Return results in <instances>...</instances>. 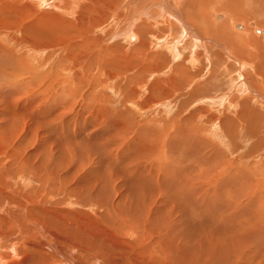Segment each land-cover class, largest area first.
I'll list each match as a JSON object with an SVG mask.
<instances>
[{
    "label": "rangeland",
    "instance_id": "1",
    "mask_svg": "<svg viewBox=\"0 0 264 264\" xmlns=\"http://www.w3.org/2000/svg\"><path fill=\"white\" fill-rule=\"evenodd\" d=\"M82 1L83 0H79V1L78 0H19L20 3L24 2L23 4H21V6L26 8L25 11H27L28 13L27 12L24 13V9H21L20 12H16L15 14H4L3 15L4 18L7 17L8 20H10V19H11L10 21L13 20L12 22L15 23L16 25L14 24L15 25L14 27L7 29L5 34L0 35V134H2V135H0V145L3 144V145H1L2 147L0 146L1 147V149H0V161L7 159L6 164L3 163L2 164L3 166L1 165L0 167H7L9 165L10 159L7 157H8V154L10 151H8V149H9L10 145H12L14 143L17 145L18 143L21 142L22 143L21 146L23 147L24 151L30 152V153L34 150L36 151L37 147L39 145H42L45 147L51 146L49 148H52L51 149L52 152L55 154H58L59 150H61L63 147L67 146V147L72 148V149L74 148L73 149V156H74L73 158H75V160H74L73 164L75 163L74 164V168H75L74 171L77 172V173L74 172L77 176L76 177L77 181L75 184L77 185L78 183H80V185H83V183L85 181H88L89 178L94 175L92 173H96V172L100 171L102 167L105 168V165L107 167L108 163L110 164V162L116 160V159H114V158L112 159L108 156L107 150L105 151V149H104V150H101L102 152L100 151V149H102L101 144L107 143L110 146L112 144L111 147L113 149L112 148L111 149L113 150V152L115 153V155L117 156V158L119 159V162H120V167L116 165L117 171L120 173V176H118V178L122 177L123 180H127L128 177H134L133 180L135 179L136 183H140L142 178H148L151 176V174H153L155 176L153 179H156L155 180L156 182H153L152 178L151 179L150 178L145 179L146 181H150V182H147L149 184H145V186L144 185L142 186V187H145V189L149 188V189L144 190V191H146V195H148V194L150 195L153 190H155L153 192H159V194L156 193V196H155V193H152L153 196H151L152 198L150 200V203L152 202V204L155 205L153 208H155L156 206L157 207L160 206V200L166 201L165 199L168 195L169 196L175 195L173 197H177L180 195V193H179L180 189L179 188L183 185L182 184L183 182H187L191 177H193L191 175L192 173H193V175H194V173L195 174L197 173L196 172L197 169H199V166L201 167V165L203 164V160L199 161V157H201L204 154H205L204 156L208 155L207 156V157H209L207 159L208 161L213 160V162L211 163L212 169H211L210 173L214 172V173H212L213 176L215 174H217L218 175L217 179L223 178L225 176L224 179L226 182H223V183L221 182V185L219 186L217 193L220 194V192H221L220 190L222 189V191H223V189H224L225 193H227V192L229 193V191H230V193L232 195H234V193H236L237 191L239 192V190L240 191L243 190V189H239V188H243L245 186L244 191L248 195V192H250V191L252 192V190L255 189V188L253 189L254 185L256 186L257 184H260V183L264 188V176H263L264 175V143H262L263 145L260 144L259 145L260 147L255 144V142L256 143L259 142V140H260L259 137L262 134L256 135L254 137L253 136L249 137L248 140H247L248 136L247 137L244 136V138L241 139L242 134L243 135L247 134V132L245 131V127L247 125H245V127H244L243 125L240 126V124H239V121H240L239 119L241 118V115H240L241 110L240 109H245L246 110L245 113L247 112V114H249V115L251 113L249 111L252 110V108H248V110H249L248 111L247 106L245 104H242L244 99L246 101H247V99L251 100V102L253 101L252 103L256 107L255 110H256V113H258V115L259 114L262 115L264 113V90H263V86H264V80H263L264 79V77H263L264 76V67H263L264 61H262L264 59V57H263L264 56L263 55L264 54V37H262L263 36L262 34H258L259 32L257 33L255 31L256 28L264 29V25L263 24L261 25L258 23V21H261V19L262 20L264 19V16H262L263 14H261V15L258 14V16L256 13H255V15L250 14L248 16L250 19L244 18V20L243 19L238 20V18L237 19L236 18L229 19L230 28L227 25L228 26V27H226L227 29L225 28L226 30L224 29L222 32V35H224V36L228 35V33H229V35L227 36L228 37L227 39H230L231 43L234 42L235 43L234 46H236V47L241 46L242 48L244 47V50L246 49L244 51V53L246 54V57L248 56V57L252 58L251 61H255V62L258 61L257 63L260 65L258 70H256L257 64L252 63L250 61V59H249L250 62H248V64L246 63L247 64L246 66L240 67V63H242V61H244V60H241V58H238V57L237 58H234V56L232 57V53H231L232 50H229V53L231 54L230 55L228 52L226 53L224 50L219 49L217 47V45L213 43L215 40H217V38H215L214 35L212 36V35H203L202 34L203 35L202 36L203 39H202L201 33H200V40L201 41L199 43L202 44V41H203V42H205V43H203L205 46L208 44L207 45L208 47L205 49L202 45H200L197 42L196 49H198V51H200V52L202 51V53H203V56H202L203 60L200 61L201 67L203 68V72L201 71L202 73H200V72H198L199 69H197L198 67H200L198 65V64H200V62H198L197 65L192 66L188 61H186L185 65L187 67L189 66L188 68H184V67H182V68L178 67L177 68V63L175 62V59H178V58H176V57H175V59L173 58L174 53L172 51H170L171 47H169L170 49L168 48V51L166 48L172 44V39L168 38L169 41L167 43V46H166V44L164 45V43H162V39H167L166 37H164L165 35L163 36V38L160 39L162 44L157 42L158 40L156 41V39L155 40L153 39L152 35H155V34H153V32H155L156 34L160 33L162 35V34H165L163 32H165L167 29V24L166 23L163 24L164 22H162V21H160V25H158L159 23L155 24V21H154L155 18H158L157 20H161L160 14H162V13L160 11L164 10L160 7V9L158 11V7H159L158 5H157L158 6L157 8H156V6H151V8L157 9V11L153 12V14L155 13L153 15L151 13L147 14L148 9H147V5H145V4L148 3V0L147 1L146 0L145 1L144 0H142V1L137 0L139 5H137L138 4L137 3L136 5L134 4V6L131 3L125 2V0H120V1H118V5H117L119 7H117V6L114 7V10L116 12L113 11L115 14L117 13V16L114 13L113 14L110 13L111 14V15H109L110 17L108 16V18L106 19L107 22L105 20V22H103L102 24H98L97 26H91L83 34V33H81L82 26L81 27L76 26L77 29H75L72 32L70 30V28L64 24L65 19L77 22L76 19L79 16L78 11L81 10V7L83 5ZM99 1L100 0H89L88 1V2H90L91 5H93L92 7L90 5V9L93 10V11L91 10V14H99L98 9L94 7V5L100 4ZM157 1L160 2V5L163 2V0H155V1L153 0V3L157 2ZM29 2H32L34 4V7H36L37 9H35V10L28 9L31 6V5L27 4ZM81 3H82V5H81ZM125 4L126 5L128 4L127 6L128 7L130 6V7L127 8V6H123ZM148 5H149V3H148ZM260 6L261 5H259V7ZM103 7H104V5L101 6V8H103ZM139 7L141 9H139ZM125 8H127V10ZM132 8L133 9L137 8V9H135V11L138 10V12L133 13L134 10ZM143 8L146 11L143 14H139L142 12ZM106 9H108V8L106 7ZM121 9H124V10H121ZM121 11H123V12H121ZM167 11L165 9L164 12L163 11L162 12L166 16H170L171 15L170 11L169 10H167ZM165 12H167L169 14H167ZM222 12H223V10L221 12L217 13V14H221V18L216 19V21L221 22V21L227 19V17H229L228 12H226V11H224L223 13ZM42 15H45V16H43L45 19L42 18L45 21L42 19L37 20ZM112 15H115V16L113 17ZM126 15L128 16L127 18L125 17ZM140 15H141V17H140ZM149 15L152 17H150ZM144 16L146 18H144ZM49 17L52 19H50ZM47 18H49V19H47ZM131 18L133 19V22L135 25V27L133 29L136 32H138L137 27H139V31L140 30L144 31L141 35H143L142 37H144L146 39V42L149 44L153 43L152 45L150 44L151 47H153V48H151L152 50L155 48L158 51L161 48V46L162 47L164 46L163 50H159V51L166 53L167 57L166 58L162 57L161 60H167L168 61V60H171L173 58L171 60L172 62L170 61L171 63L168 64L169 66L167 68H165L164 71H162V70H160L159 72L153 71L152 74L149 73V74L143 76L142 74H140V72H138V70L145 68L146 65L144 63H141V68H139L137 66L138 68H137L136 73H138V75L137 74L131 75L130 74L131 71H129V70L125 71L123 69L124 68V64H123L124 60H121V62H118V63L116 62V63H114V65H113V63L109 64L108 62H106V60L104 62H103V60H101L102 54H104V56H105L106 53L107 54H112V53L118 54L120 56V58L123 57L125 54L129 57H132V58H138L140 56L141 53L135 52V51H139V50H136L135 47L137 45H139L140 40H134V39L132 40L131 39L132 37H130V38L127 37L128 34L125 33L127 31L125 29L126 28L128 29V26H129V25H127V23L130 21ZM151 18L152 19L154 18V20H152L153 22H151L153 25H151L150 29H148V30L144 29L143 28L144 21L150 22L151 20H149V19H151ZM172 18H174L173 15H171L170 19H172ZM30 19L34 22V23L33 22L31 23V24H33L31 26V28H33L34 31L33 30L28 31L27 29H25L26 26L30 23V21H31ZM23 20H25L23 25L18 26L17 22L20 24ZM49 20H51V21H49ZM209 21H210L211 25H212V23H214V21L212 20V17L209 18L208 21H206L207 23L206 22L205 23L208 25ZM53 22H55V23H53ZM117 22H118V24H117ZM121 22H122V24H121ZM231 22L242 23V24H244L245 29L244 30H237L234 27H232ZM82 23H83V21H82ZM155 25H157V26H155ZM211 25H208V27L210 26L209 28H212L214 26V24L212 26ZM24 26H25V28H23ZM125 26H126V28H125ZM158 26L160 28H158ZM175 28H176V30H174L173 33L180 31V27L179 28L175 27ZM217 28L218 27H216L215 29H217ZM178 29H179V31H178ZM231 29H233L234 31H237V33ZM21 30L27 32L28 33L27 35H30L29 38L32 37L34 39H32L31 42L26 41L22 35ZM123 30H125V31H123ZM35 31L36 32L38 31V33L35 34L34 33ZM122 31H123V33H122ZM217 31H219V30H217ZM230 31H231V33H230ZM69 34H70V36H68ZM137 34H139V32ZM178 34H180V32ZM24 35H25V33H24ZM188 35H189V37L186 36L184 38L187 41L185 42V40L183 39L185 43L182 42L184 45L186 44L187 46L186 45L185 46H186V48L187 47L188 48L186 49L185 47L184 48L181 47L180 56L182 55V56L189 57L192 54V50H193L192 44L193 43L191 41V37H190L191 35L190 34H188ZM125 36H126V38H125ZM187 38H189V39H187ZM129 39H130V41H128ZM135 39H137V38L135 37ZM213 39H215V40H213ZM231 39H233V40H231ZM62 40H66L69 43L70 42L73 43L75 40H78L79 42H77V43H80V45L78 47H75L74 49L66 52L65 49L62 47V44H63ZM130 42H132V43H130ZM187 42H191L192 44L191 43L189 44ZM156 44H158V45H156ZM212 44H214V45H212ZM46 45H48L50 48H46L47 47ZM1 46H3L2 49H1ZM5 47H6V49H5ZM112 47L115 50L112 49ZM138 48H140V46ZM204 49L206 51L208 49V51L206 52V51H204ZM183 50H186V51L183 52ZM86 52L87 53L90 52L89 55ZM170 52H172V53H170ZM212 52L213 53L215 52V54L219 53L218 54L219 57L221 55L222 60L220 61V64H221V66L223 65L222 66L223 69H225L227 72V73L224 72L225 76L220 75V78L222 79V81H221V88L219 89L218 92L223 91V90L224 91L227 90L228 85L231 84L233 76H235L234 80H235V82H238V84L243 82V80H242L243 77H240L241 80H240V78L238 79V73L241 72L242 76L246 77L245 79H247V71H249V70H251L250 73L251 72L254 73L255 71H257L262 75V76L256 75L259 77L260 84L262 83L261 86L250 83V90H249L248 94H245V93H242V92L239 93V91H236V89L240 90L241 88H240V86H238L237 83H235V87H234V90L232 92L233 94L232 95L230 94L231 96L229 95L228 99H226L225 102L218 101V100H220V97L217 95L218 92L215 91V93L217 92L215 94L213 91L212 94L214 93L213 95L214 96L216 95L215 97L218 99L217 100L218 102H216V104H212L211 100L213 98L211 99L210 97H214V96H212L211 93H210V96L208 95L209 92L212 90L206 89L207 90L206 91L205 89H202L199 92V88L196 87L199 83H202L203 81H205V78H204L205 75L207 76V73H210L209 71H211L210 68L213 67V65L211 66V64H209L208 60L206 59L208 57V55H209V57H212L213 55H215V54H213L212 56H210ZM127 53H129V54H127ZM133 53H135V54H133ZM92 54L94 56L98 55V58L94 57V58H96V61L93 62L92 67L91 66L87 67V62H88L87 56L90 57ZM250 54L253 57L249 56ZM83 56L86 57V59H85L86 65L85 64L83 66L81 65V67H79V68L77 67L76 69L78 71H82L83 73L87 72V75H88V72H91V74L89 73L91 75V77L89 75V79H84V80L82 79L81 82H80V80H75L74 83H76L78 81L77 82L78 88L76 87L72 90L73 94L71 95L72 97L70 96L71 98L69 99V104L71 103V106H70L71 111L70 112L68 111L67 114H65V112L63 111V110H65V108H64L65 105L63 103L66 100V99L64 100V98L66 96L64 94H65V91L68 90V88L71 86V83H68L67 79L72 78L73 73L66 74L65 71L63 70L62 66H61V68H59L60 67V65H59L60 61L59 60L71 58V60L76 61V59L79 60L78 58L83 57ZM65 61L67 64V63H69L70 60L69 61L65 60ZM223 61H225V62H223ZM173 62H174V64H173ZM180 62H182V61H180ZM71 64L73 65L74 62H71L69 64V66ZM111 64H112V66H111ZM143 64H144V67L142 66ZM88 65H90V62H88ZM100 65H102L103 67L107 66L108 71H112L114 73L113 77L110 78L108 75H104V74L100 73V69H101ZM15 66H16V68H15ZM190 66H192V67H190ZM226 67H227V69H226ZM254 68H255V70H254ZM174 69H175V72L177 74L176 75L177 77H179V75H181L179 77L180 79L178 80V83L175 85V88H173L174 94L172 93L173 95L170 98H168L167 96H165V94L161 93L158 90H156V91H158L157 93L151 94L149 92V89L151 88V86H150L151 83H154L155 80L157 81L161 77L169 76L171 73H173ZM184 69H186V70H184ZM194 69H196L195 71H197V72H195ZM11 70H15V71L18 70V72H14ZM177 70H179V71H177ZM183 70H184V72H183ZM228 70H231V71H228ZM19 71H21V72H19ZM29 71H31L29 78L39 76V80L30 79L32 81L28 80L27 84L25 83L24 86H22L23 85L22 82H24L28 78L27 75H29V73H28ZM56 71L57 72L60 71V73H58L57 76L55 74V73H57ZM228 72H230V73H228ZM153 73L154 74L158 73V74H156V76H155ZM232 73H233V76H232ZM16 74L17 75L19 74V75L17 76ZM65 74H66V77H65ZM98 74H99V76H98ZM183 74H184V77H182ZM192 74H193V76H191ZM202 74H204V75H202ZM228 74H229V76H228ZM20 75H21V77H20ZM114 75H115V77H114ZM42 76H45V77H42ZM68 76H70V78H68ZM101 76H103L102 77L103 79L105 78L104 79L105 82H103L104 84L102 82L100 83ZM191 77L193 79H191ZM227 78L228 79L230 78L231 81L228 80ZM201 80H202V82H200ZM189 81H193V82H191L189 84ZM63 83H66V84H63ZM62 84L64 86H62ZM224 84H225V87H223ZM33 85L35 88L33 87ZM74 85L76 86V84H74ZM75 86H73V87H75ZM44 87L45 88L48 87V88L45 90ZM176 89H180V90H176ZM62 90H64V91H62ZM196 90L198 92H196ZM205 92H207L208 94ZM132 93H133V95H132ZM159 93H160V95H159ZM257 94L259 95V99L257 98ZM149 95L154 96V97L149 98ZM194 95H196V97H194ZM30 96H32L33 98L30 99L31 98ZM25 99H26V101H25ZM45 99H47L49 102L48 106L52 102L51 99L53 100V102L55 99L56 100H63L64 102H62V105H60L61 104L60 101L57 102L58 106L57 105L53 106L56 108H53L51 106L52 110H49L50 112L47 113L48 116H45V114H44L43 115L44 117H43L41 115L40 116L41 120H42V118H46V117H48L49 121L53 120V119H50L51 112H52L53 116H55L54 114H56L58 116L61 113L63 115V118L55 120V121L53 120V122L50 121L49 126L47 124L46 125H40V126H38V125L36 126V124H34V127H33L31 121L28 122L27 118H25L24 121L22 118V123H21V121L19 122V120L18 121L15 120V118H14L15 110L18 109L19 106H20L21 112H22V110L26 111V108H28V106L30 104L32 105V103H33V106L37 107V109L38 108L40 109V110L39 109L37 110V112L39 113V112L43 111V109H41V108H45V107L47 108V105L45 103ZM27 100H29L31 102L33 100V102L29 103V101H27ZM19 101H20V103H19ZM230 101L237 104V107L235 109H234V107L229 108L227 103L228 102L231 103ZM21 102L23 103L22 107H21V104H22ZM24 102L26 103V105ZM10 104H12V105H10ZM248 104H249V102H247V105ZM16 105H18V106H16ZM44 105H46V106H44ZM241 105H242V107H241ZM100 106H101V110L97 111V109H99ZM204 107H206V108H204ZM48 109L49 108H47L45 111H47ZM60 109L61 110L63 109V110L61 111ZM66 110H68L67 107H66ZM224 111L228 114V116L233 117L235 120L233 122V124L236 123V124H234V125H236V127H234V128H237V129H234L233 132L231 131V130H233V129H231V127L229 129L228 118L223 119V116L225 117ZM193 113H195V114L192 115ZM198 113L199 114L201 113V114L199 115ZM18 116H20V115H18ZM66 116H67V118H66ZM250 116L253 117L252 115H250ZM184 117H186V118H184ZM67 119L69 120V122ZM118 120H120V121H118ZM66 121H67V123H66ZM243 122H244V120L242 121V123ZM107 123L109 124L108 126H107ZM112 123H114L112 125L114 128L111 126ZM237 123L239 125H237ZM20 125H21V130L18 129V127ZM117 125L118 126L121 125L120 128ZM122 125H123V127H122ZM234 125H232V126H234ZM225 126H226V128H224ZM35 127H36V129H35ZM54 127L56 128L55 131H54V129H55ZM115 127H116V129H115ZM227 127H228V129H227ZM179 128H180V131H179ZM123 129H125V130H123ZM246 129H247V127H246ZM153 130L155 131V133ZM70 131H72V132H70ZM207 131H208V133H207ZM54 132H55V134H54ZM56 132H58V133H56ZM128 132H130V133H128ZM228 132L232 133L233 135L232 134L230 135V133H228ZM63 133H64V135H63ZM59 134H60V136H59ZM46 135H49V136H46ZM1 136H3V138ZM66 136H67V141L64 140V138ZM143 136L146 139L143 138ZM151 136L153 138H151ZM33 137H35V138H33ZM59 137H61V138H59ZM130 137H131L132 141L135 140L136 143L132 142L131 139H129ZM12 138H15V139H12ZM27 138H29V139H27ZM250 138L253 141H251ZM70 139H72V140L70 141ZM141 139H143V140L145 139V140L143 141ZM230 139L231 140L234 139V140L230 141ZM263 139H264V135H263ZM147 140H148V142H147ZM149 140H151V141H149ZM75 142H81V144L86 143L87 146L92 147V149L91 150H89V148H88V150H83V148L79 149V147H75V145H76ZM187 142H189V143H187ZM52 143L54 144V146L52 145ZM61 143H63V144H61ZM151 143H153V144H151ZM67 144H69V145H67ZM114 144H116V145L114 146ZM120 144H121V146H120ZM189 144H191L192 147L194 146L193 147L194 149L191 146H189ZM8 145H9V147H7ZM128 145H129V147H128ZM145 145L147 146V149L145 148ZM3 146H5V147H3ZM196 147L197 148L199 147L198 150L196 149ZM215 147L217 149H214ZM219 148L221 149L220 155L217 153ZM23 149H22V151H23ZM199 150H201V151H199ZM2 151H3V153H2ZM118 151L120 152V154L118 153ZM157 151H159V152L157 153ZM204 151H205V153H204ZM187 154L188 155L192 154V155L188 156ZM1 155H3V156H1ZM83 155H84V157H83ZM146 155H147V158H146ZM132 159H135V160H132ZM146 159H147V161H146ZM87 160H88V162H87ZM129 160H130V162L133 161V162H131V164H133L136 168H137V166H139L141 168L140 169L138 167L140 172H139V170L135 169L132 172V175L129 176L131 174V173H128L129 168L127 165L129 164L128 163ZM137 160H139V163L136 164ZM207 160H205L204 163H206ZM75 161L76 162L78 161V162L76 163ZM84 161H86V162H84ZM142 161L143 162L146 161L145 165ZM39 162L40 161L37 160V162L35 164L38 165ZM149 162H151V163H149ZM198 162L201 165L200 164L197 165ZM209 162H211V161H209ZM78 164L81 165L79 170L77 169L79 167ZM188 165H194V166L189 168ZM99 166H101V167H99ZM126 166H127V169H126ZM121 167H123V168H121ZM124 167L128 171H124ZM144 168H146L147 170H145ZM148 168L151 169L150 171H152V172H150ZM203 168H205V167L203 166ZM143 170L146 172H144ZM178 170L181 172V175H179ZM187 170H188V173H187ZM135 171H137V173H135ZM155 171H156V173H155ZM216 171H217V173H216ZM123 173L124 174L126 173L127 175L122 176ZM26 175H27V177H24V178L22 177L21 180L16 179L18 181V183H19V181H22L21 183H23L21 186L19 185V187L21 188L20 192H18L17 194L14 195V197L18 198V203H20L21 205L25 201V199L23 200L24 197H22V195H21L22 192H27L30 185L31 186L29 189H33V187L37 188L39 186L42 187V185H43V182L41 183V181H38L35 178H33L34 180L32 179V177H36V176H34L35 174H33V173L28 174L27 173ZM259 176H261L262 178ZM118 178H117V181H118ZM197 178H199V177H197ZM228 179H229V181H228ZM43 180H44V178H43ZM129 180H131V178H129ZM1 181L3 182L4 179L0 180V185L2 184ZM31 181H32V183H31ZM48 181H50V182H48L50 185L54 181V179H52V181L50 179H48ZM243 181L245 182L244 184H243ZM163 182H165V183H163ZM207 182H208V180L203 181L204 184H206ZM251 182H252V185H250ZM155 184L158 186L156 187ZM167 184H168V187H167ZM177 184H179V185H177ZM204 184L202 186H205ZM237 184H239V185L237 186ZM32 185H36L37 187L32 186ZM162 185L164 188L161 187ZM117 186H118L119 192H123L127 189L126 185H124V182L122 180L118 183ZM152 186H153V190H150V189H152ZM160 187L162 189H160ZM62 188H63V185H62V187L60 186L58 191L56 189H54L53 192H56V193L59 192V193L56 194L58 196H55L54 198L50 199L51 203L56 201L55 202V205H56V204H58V201L65 200L64 194H67V191H65L64 194H62V191H63ZM158 189H159V191H158ZM225 189H227V190H225ZM231 189H233V190H231ZM91 190L94 194L97 192L93 188ZM174 190H175V192H174ZM177 190H179V191H177ZM0 191H1V189H0ZM163 191H165V192H163ZM185 191H186V189H184V191L181 190L180 192L183 193V194L181 193L182 195H185L186 202L184 199H183L182 203L175 199L174 202L171 204V206L167 205V208H169V210L172 212V214H171V212H170V214L172 215L173 218L182 219V221L176 220V222H172L173 225H176V227L178 226L177 227L178 230L176 228L173 229L175 226L168 228L167 222H164V223L158 222L159 225L157 223L156 226H159L160 229H153V230H155V232H153V233L134 232V233H129V234L128 233L123 234L120 232L113 233L112 231H106L105 232L106 234L104 233V235H106V236L102 237V236L98 235L97 233L93 232L95 230L103 231L104 229L102 226L95 227L96 225H94L93 223H89V221H87V220H82V222L86 226H89V228L92 229L93 231L86 233L83 236V233H84L83 229H76L78 231L75 230V234H76V236H78L77 238L80 240H83L81 238H85L84 240H88V244L91 246L92 245L94 246L95 244L102 246L103 243L101 241H107L106 242L107 245L110 243H112L113 245L115 244L114 246L111 244L112 246L110 245L111 247L110 246L108 247V249L112 253V255L110 256V260L112 259L110 261L111 264H115L117 262L120 263L121 261L123 262V264H126V263L127 264H134L133 262L128 261V260H131L133 258H135V260H137L138 262H142V264H264V199L261 200L262 207L258 203H256L255 200H254V202L253 201L249 202L250 198H249V196H247V197L241 198V200L248 198L247 203L249 202L248 204L250 205V207L248 205H247L248 206L247 207L245 204V205H243L242 208L241 207L240 208L233 207V209H232L230 207L229 208L223 207V208H217L218 209L217 210V209H215V207L212 206L215 209L214 210L212 207H207V206L194 207V205H190V204H193V201H195V199H198V197L200 198L201 196H198V195L193 196L192 194L190 195L188 193H185ZM257 191H259V189H257ZM107 192L108 191H105V194H104V195H106L105 199L108 195ZM81 194L82 193H76L74 195V197H73L74 204L72 205L73 208L71 209V211L81 208L83 210H86L87 212H94L97 209H100L101 212H103V211H107L110 209L109 206L104 202L102 204H99L98 202L91 203L89 201H85L89 197L86 198V193L82 196H81ZM1 196H2V194L0 195V197ZM153 197H155V198H153ZM191 197H193V198L191 199ZM232 197H236V196L234 195ZM188 199H191V200H188ZM4 201H6V200H2V201L0 200V202H4ZM177 201H178V203H177ZM154 202H155V204H154ZM199 202H201V201H199ZM4 203H6V202H4ZM25 203H26V201H25ZM8 204H9V202H7V205H5V206L7 208H10V211H12L16 214H19V216H21L22 206L15 205V204H13L12 206H9ZM257 204L259 206H257ZM180 205L182 207H180ZM175 206H178L179 209H176L177 207H175ZM256 206H257V208L258 207H260V208L257 209ZM180 208H181V210H180ZM244 208H246V209H244ZM160 212L166 213V211H164V210L163 211L160 210ZM26 213H27L28 217L29 216H33V217L36 216V214L31 213L30 211H28V209H27ZM10 217H12V216H10ZM104 219H108V218H104ZM183 219H185V220H183ZM230 219H232V220H230ZM43 221L45 222V224L50 226V230H56L55 226H53L57 222L56 219H52V220H44L43 219ZM18 223H21L23 225V221H21L19 219H18ZM182 223H183V225H181ZM34 225H35V223H34ZM9 226L11 227V229L8 233L13 234L11 230L16 229V227H17L16 222L9 223ZM162 227H164V228H162ZM100 228H102V229H100ZM34 230H36V226H34ZM172 230H173V232H172ZM46 231L47 230L44 231L45 234H46ZM198 231H200V232H198ZM57 232L60 235L64 234V233H62L63 231L60 228ZM44 233H43V235H44ZM160 233H161V235H160ZM177 233H179L181 236H177L176 235ZM183 233H184V236H182ZM162 234H163V236H162ZM164 234H166L167 236L166 235L164 236ZM159 235L162 238L158 237ZM169 235H170V237H169ZM18 237H19V235L0 237V258L4 259V263H0V264H12V263H14V261L10 260V256H12V254L10 253L11 250L9 249V247L12 245H17V251H18V253H22L23 254L22 256L26 255L24 253L23 246L19 245L18 240L15 239ZM32 237L33 236H30V238H29L30 240L27 242V245L30 246V248L32 247L31 249H33V247H34V245H32V244H34L35 242H36V244L41 242V241H39V239L34 238V237H33L34 238L33 239ZM60 238L62 241H64L63 235ZM48 239H49L48 235H44L43 241L46 242ZM126 241H131V242L136 241L135 243L132 242V246L134 248L133 254H131V252H132L131 248H130V246H127L128 244ZM138 241H140V242H138ZM175 241H176V243L178 241V243L176 244ZM55 242H56L55 245L58 249L60 244L56 240H55ZM67 244H69V245H67ZM78 244H79L78 242H74V243L73 242L72 243L71 242H64V245H67L68 247H66V249L61 252V255L59 256L60 259L63 258L62 260H64V259L69 260V261L71 260L72 262H74V263L77 262L78 264L79 263L84 264V262H85V264H92L93 263L92 260L97 259V260H99V263L97 262L98 264H106V262H102V260H103L102 255L99 251L96 252L95 250H91L92 255L87 254L88 255L87 256L86 252H84L81 249H78L79 248ZM19 246H21V247L19 248ZM213 247H214V249H213ZM36 248H38L37 245H36ZM41 248H43V247H41ZM44 249H42V250L44 252L46 251V253H49V255H51V256H54L53 253L56 254V252L51 250L52 247L50 248V250L48 248H44ZM121 249H122V251H121ZM210 250L214 251V253L211 252ZM118 251H120V252H118ZM121 252L125 254V257L128 256V260H127L128 262L123 261V259L125 260V258H124V256H122ZM117 255H118V257H117ZM82 257H84V258H82ZM21 259H23V257ZM83 259H86V260H83ZM25 260H26V258L24 259V261ZM56 260L58 261V259L55 258L53 260V263L54 262L56 263L57 262Z\"/></svg>",
    "mask_w": 264,
    "mask_h": 264
},
{
    "label": "bare ground",
    "instance_id": "2",
    "mask_svg": "<svg viewBox=\"0 0 264 264\" xmlns=\"http://www.w3.org/2000/svg\"><path fill=\"white\" fill-rule=\"evenodd\" d=\"M79 1V0H78ZM89 0H83L82 2H83V5H82V3H81V5H82V7H81V10L80 11H78V13H79V16H78V18L76 19L77 20V22H75V21H70V20H67V19H65L64 20V24L66 25V26H68L69 28H70V30L73 32L75 29H77L76 28V26H82V28H81V33H85L91 26H97L98 24H102L103 22H105V20L108 18V16L109 15H111V14H113L114 12H116L115 10H114V7H116L117 5H118V1H120V0H100L99 1V3L100 4H96V5H94V7L95 8H97L98 9V11H99V14H91V10L92 9H90V2H88ZM140 1V0H139ZM142 1V0H141ZM145 1V0H144ZM147 1V0H146ZM150 1V2H149ZM155 1V0H154ZM75 2V1H74ZM125 2H128V3H131L133 6H134V4L136 5L138 2H137V0H125ZM24 3V2H23ZM23 3H20L19 2V0H0V35L1 34H5L6 33V30L7 29H10V28H12V27H14L16 24L15 23H13L12 21H10V20H8V18L6 17V18H4V14H15L16 12H20V10L21 9H24V13H26L27 11H25V9L26 8H24V7H22L21 6V4H23ZM92 3V2H91ZM121 3V2H120ZM119 3V4H120ZM142 3V2H141ZM148 3H149V5H148ZM148 3L147 4H145V5H147V11H148V13L147 14H153V12H155V11H157V9H153V8H151V6H156V8L158 7V11H159V9H160V7L162 8V9H166V11L167 10H169L170 11V14L171 15H173L174 16V18H172V19H170V17H171V15L170 16H166L165 14H163V12H164V10H162V11H160L162 14H160L161 16H160V18H161V20H157L158 18H155V20H154V18L152 19H149V20H151L150 22H145L144 21V25H143V28L144 29H150V26L151 25H153L151 22H153L152 20H154L155 21V24H158V25H160V21H162V22H164L163 24H167V29H166V31L165 32H163V33H165V34H160V33H158V34H156L155 32H153V34H155V35H152V37H153V39L155 40L156 39V41L157 42H159V43H161V38H163V36L164 37H166L167 39H162V43H164V45L166 44V46H167V43H168V38H170V39H172V44L171 45H169L168 47H166L167 48V51H168V48L169 47H171V49H170V51H172L173 53H174V59H175V57L176 58H178V59H175V62L177 63V68L178 67H184V68H188L186 65H185V62L186 61H188L192 66H194V65H197V63L198 62H200L201 60H203L202 59V56H203V53H202V51L200 52V51H198V49H196V46H197V42L199 43L201 40H200V33H201V38L203 39V35H214V37L215 38H217V40H215V39H213V40H215L213 43L214 44H216L217 45V47L219 48V49H222V50H224L226 53L228 52L229 53V50H232V57L234 56V58H241V60H244V61H242V63H240V67H244V66H246L247 64H248V62H250L251 61V59L252 58H250V57H246V54L244 53V51L246 50H244V47L242 48L241 46L240 47H236V46H234V42H232L231 43V41H230V39H227L228 37V35H229V33H228V35H226V36H224V35H222V32H223V30L226 28V27H228L229 26V19H233V18H238V20L239 19H243L244 20V18H249L248 16L250 15V14H253V15H255V13L257 14V16H258V14L259 15H261V14H263L262 16H264V0H163V2H162V4L160 5V2L159 1H157V2H155V3H153V0L151 1V0H148ZM241 3V4H240ZM27 4H29V5H31L28 9H32V10H35V9H37L36 7H34V4L32 3V2H29V3H27ZM71 4V3H70ZM68 5V4H67ZM104 5V7L103 8H101V6H103ZM121 5V4H120ZM128 5V4H127ZM126 4L125 5H123V6H127ZM137 5H139V3L137 4ZM158 5V6H157ZM259 5H261L260 7H259ZM36 6V5H35ZM71 6V5H70ZM93 5H91V7H92ZM122 6V7H123ZM144 6V5H143ZM263 6V7H262ZM57 7V6H56ZM106 7L108 8V9H106ZM117 7H119V6H117ZM121 7V8H122ZM130 7V6H129ZM128 6H127V8H129ZM138 7V6H137ZM145 7V6H144ZM262 7V8H261ZM124 8V7H123ZM127 8H125L126 10H127ZM151 8V9H150ZM27 9V10H28ZM100 9V10H99ZM116 9V8H115ZM133 9V8H132ZM135 9H137V8H134L133 10H134V12L133 13H136V12H138V10L137 11H135ZM139 9H141L140 7H139ZM144 9V8H143ZM142 9V12L141 13H139V14H143L146 10L144 9L143 10ZM150 9V10H149ZM249 9V10H248ZM31 10V11H32ZM119 10V9H118ZM117 10V11H118ZM121 10H124V9H121ZM131 10V9H130ZM223 10V12L224 11H226V12H228L229 13V17H227V19H225V20H223V21H216V19H219V18H221V14H217V13H219V12H221ZM93 11V10H92ZM97 11V12H98ZM114 11V12H113ZM67 12V11H66ZM96 12V11H95ZM119 12V11H118ZM121 12H123V11H121ZM125 12V11H124ZM168 12V11H167ZM167 12H165V13H167ZM222 12V13H223ZM225 12V13H226ZM28 13V12H27ZM111 13V14H110ZM19 14V13H18ZM34 14V13H33ZM32 14V15H33ZM115 14V13H114ZM155 14V13H154ZM153 14V15H154ZM167 14H169V13H167ZM17 15V14H16ZM116 16H117V13L115 14ZM115 15H112L113 17L115 16ZM43 16H45V15H42V16H40L39 17V19H37V20H40V19H42V18H44ZM150 16V15H149ZM13 17V16H12ZM24 17V16H23ZM69 17V16H68ZM110 17V16H109ZM126 18L128 17L127 15L125 16ZM140 17H141V15H140ZM150 17H152V16H150ZM212 17V20L214 21V23H212V25L214 24V26L212 27V28H209L208 27V25H211L210 24V21H209V24L207 25L206 23V21H208V19L209 18H211ZM253 17V16H252ZM50 18V17H49ZM49 18H47V19H49ZM124 18V17H123ZM144 18H146L145 16H144ZM164 18V19H163ZM45 19V18H44ZM44 19H42V20H44ZM50 19H52V18H50ZM95 19V20H94ZM250 19V18H249ZM26 20V19H25ZM25 20H23L20 24L17 22V25L18 26H22L23 25V23H24V21ZM31 20V19H30ZM94 22H93V21ZM124 20V19H123ZM148 20V19H147ZM146 20V21H147ZM211 20V19H210ZM21 21V20H20ZM35 21V20H34ZM45 21V20H44ZM49 21H51V20H49ZM60 21V20H59ZM82 21H83V23H82ZM113 21V20H112ZM33 21L31 20L30 21V23L26 26V28H25V26L23 27V28H25V29H27L28 31H30V30H33V28H31V26L33 25V24H31ZM61 22V21H60ZM93 22V23H92ZM106 22H107V20H106ZM116 22V21H115ZM119 22V21H118ZM118 22H117V24H118ZM126 22V21H125ZM140 22V21H139ZM161 22V23H162ZM206 22V23H205ZM212 22V21H211ZM28 23V22H27ZM34 23V22H33ZM36 23V22H35ZM38 23V22H37ZM52 23V22H51ZM50 23V24H51ZM53 23H55V22H53ZM62 23V22H61ZM258 23L259 24H263L264 25V19L262 20L261 19V21H258ZM15 24V25H14ZM60 24V23H59ZM58 24V25H59ZM121 24H122V22H121ZM231 24H232V27H234L235 29H237V30H244L245 29V26H244V24H242V23H235V22H231ZM37 25V24H36ZM49 25V24H48ZM61 25V24H60ZM127 25H129L128 26V29L126 28V26H125V30H127L125 33H127L128 35H127V37H132L131 39L133 40H140V43H139V45H137L136 47H135V49L136 50H139V51H135L136 53H141L140 54V56L138 57V58H132V57H129V56H127L126 54L123 56V57H121L120 58V56L118 55V54H105V56H104V54H102V56H101V60H103V62L106 60V62H108L109 64L110 63H113V65H114V63H118V62H121V60H124V62H123V64H124V70L126 71V70H129V71H131V75H133V74H137L138 75V73H136L137 72V68L139 67V68H141V63H144L146 66H145V68H142V69H139L138 70V72H140V74H142L143 76H145V75H147V74H149V73H151L152 74V72L153 71H160V70H162V71H164V69L165 68H167L169 65V63H171L172 61V59L171 60H161L162 59V57H164V58H166L167 56H166V53H163V52H160L159 50H163V47L161 46V48L157 51L155 48L152 50L151 48H153V47H151V45L153 44H149V43H147L146 42V39L144 38V37H142L143 35H141L144 31H139V27H137V31L139 32V34H137L138 32H136L133 28L135 27V25H134V22H133V19L131 18L130 19V21L127 23ZM142 25V24H141ZM211 25V26H212ZM228 25V26H227ZM62 26V25H61ZM155 26H157V25H155ZM165 26V25H164ZM180 27V31H179V29H178V31L180 32V34H178L179 32H176V33H173V31L174 30H176V28L175 27H177V28H179ZM163 27V26H162ZM216 27H218L217 29H215ZM16 28V27H15ZM68 28V29H69ZM142 28V27H141ZM152 28V27H151ZM158 28H160L159 26H158ZM209 28V29H208ZM229 28H230V26H229ZM62 29V28H61ZM66 29V28H65ZM209 31H208V30ZM227 29V28H226ZM225 29V30H226ZM69 30V31H70ZM125 30H123V31H125ZM163 30V29H162ZM217 30H219V31H217ZM231 30H233V29H231ZM22 31V35H23V37H24V39L26 40V41H30L31 42V40L32 39H34V38H29V36L30 35H27L28 33L27 32H25V31H23V30H21ZM34 31V30H33ZM32 31V32H33ZM123 31H122V33H123ZM211 31V32H210ZM228 31V30H227ZM234 31V30H233ZM255 31L258 33V34H262L263 36L262 37H264V34H263V31H264V29H261V28H256L255 29ZM120 32V31H119ZM151 32V33H152ZM225 32V31H224ZM234 32H236L237 33V31H234ZM24 33H25V35H24ZM35 34L36 33H38V31L36 32H34ZM33 33V34H34ZM149 33V32H148ZM230 33H231V31H230ZM233 33V32H232ZM32 34V35H33ZM176 34V35H175ZM188 34H190L191 36V41H192V43L191 42H187V43H191L192 44V46H193V50H192V54L189 56V57H187V56H180V51H181V47L182 48H186V46L182 43V42H184V38L186 37V36H188L189 37V35ZM203 34V35H202ZM136 35V36H135ZM141 35V36H140ZM145 35V34H144ZM68 36H70V34L68 35ZM140 36V37H139ZM232 36V35H231ZM36 37V36H35ZM120 37V36H119ZM135 37L137 38V39H135ZM247 37V36H246ZM37 38V37H36ZM125 38H126V36H125ZM230 38V37H229ZM241 38V37H240ZM68 39V38H67ZM184 39V40H183ZM187 39H189V38H187ZM234 39V38H233ZM233 39H231V40H233ZM236 39V38H235ZM121 40V39H120ZM238 40V39H237ZM63 41V44H62V47L65 49V51L66 52H68L69 50H72V49H74L75 47H78L79 45H80V43H77V42H79L78 40H75L73 43L72 42H67L66 40H62ZM128 41H130V39L128 40ZM187 40H185V42H186ZM212 41V40H211ZM241 41V40H240ZM118 42V41H117ZM184 42V43H185ZM209 42V41H208ZM130 43H132V42H130ZM158 43V44H159ZM161 43V44H162ZM171 43V42H170ZM203 43H205V42H203L202 41V44H200V45H202L205 49L208 47L207 45L205 46ZM211 43V42H210ZM158 44H156V45H158ZM188 44V45H189ZM214 44H212V45H214ZM119 45V44H118ZM117 45V46H118ZM199 45V46H200ZM237 45V44H236ZM239 45V44H238ZM241 45V44H240ZM244 45V44H243ZM242 45V46H243ZM47 47L46 48H50L48 45H46ZM116 46V47H117ZM140 46V48H138ZM160 46V45H159ZM211 46V45H210ZM209 46V47H210ZM191 47V46H190ZM212 47V46H211ZM252 47V46H251ZM3 48V46H1V49ZM109 48V47H108ZM158 48V47H157ZM188 48V47H187ZM186 48V49H187ZM198 48V47H197ZM5 49H6V47H5ZM111 49V48H110ZM112 49H114L113 47H112ZM134 49V50H135ZM165 49V48H164ZM190 49V48H189ZM204 49V51H206ZM259 49V48H258ZM115 50V49H114ZM191 50V49H190ZM221 50V51H222ZM110 51V50H109ZM184 51H186V50H183V52ZM207 51H208V49H207ZM206 51V52H207ZM251 51V50H250ZM172 52H170V53H172ZM247 52V51H246ZM249 52V51H248ZM65 53V52H64ZM87 53V52H86ZM90 53V52H89ZM89 53H87L88 55H89ZM92 53V52H91ZM94 53V52H93ZM189 53V52H188ZM250 53V52H249ZM263 53V52H262ZM127 54H129V53H127ZM131 54V53H130ZM133 54H135V53H133ZM213 54H215V52L213 53H211V55L210 56H212ZM218 54L219 53H217V54H215V55H213L212 57H209V55H208V57L206 58L207 60H208V62H209V64H211V66L213 65V67H211L210 69H211V71H209L210 73H207V76L205 75V81H203L202 82V80L200 81V82H202V83H199L196 87H198L199 88V92H200V90H202V89H211L212 91H208L209 92V94L207 93V92H205V93H207L209 96H210V93L212 94V92L214 91V93H215V91H219V89L221 88V81H222V79L220 78V75H222V76H225V74H224V72H226V70L225 69H223V65L221 66V64H220V61L222 60V58H221V55H220V57L218 56ZM230 54V53H229ZM252 54V53H251ZM249 55V56H252V55ZM163 55V56H162ZM168 55V54H167ZM185 55V54H184ZM231 55V54H230ZM255 55V54H254ZM259 55V54H258ZM264 55V54H263ZM261 56V55H260ZM88 57V62H90V65H88V62H87V67L88 66H91L92 67V64H93V62L94 61H96V58H98V55H96V56H94L93 54L89 57V56H87ZM94 57H96V58H94ZM181 57V58H180ZM206 57V56H205ZM231 57V56H230ZM253 57V56H252ZM257 57V56H256ZM262 57V56H261ZM264 57V56H263ZM163 58V59H164ZM255 58V57H254ZM260 58V57H259ZM79 60H77L76 59V61H73V60H71V58H67V59H62V60H59L60 61V67L59 68H61V66H62V68H63V70L65 71V73L66 74H70V73H73L72 74V78H70V76H68V78H70V79H67L68 80V83H71V86L68 88V90H66L65 91V98H64V100H65V102L63 101V100H54V102H53V100L51 99V103L49 104V106H48V100L47 99H45V103H46V105H47V108H49L47 111H45L46 109L45 108H41V109H43V111H41V112H37V110L39 109H37V107H35V106H33V100H32V102L31 101H29V100H27V101H29V103L31 102L32 103V105L30 104L29 106H28V108H26V111H23L22 110V112H21V108H20V106H19V108L18 109H16L15 110V115H14V118H15V120H19V122L21 121V123H22V118H23V121H24V119L25 118H27L28 119V122L29 121H31L32 122V125H33V127H34V124H36V126L38 125V126H40V125H50V121L51 122H53V120L55 121V120H58V119H61V118H63V115L60 113L58 116L56 115V114H54L55 116H53V114H52V112H51V116H50V119H53V120H50L49 121V119H48V117H46V118H42V120H41V115L43 116L44 114H45V116H48L47 115V113H49L50 111L49 110H52V108H51V106L53 107V106H56L57 105V102H59L60 101V105H62V102H64L63 104L65 105H63L64 106V108H65V110H63L64 112H65V114H67V112L69 111H71V103L69 104V99L72 97L71 95L73 94V92H72V90L74 89V88H76L77 87V82L76 83H74L75 82V80H80V82H81V80L83 79H89V75L91 74V72H88V75H87V72H82V71H78L76 68L78 67H81V65L83 66L84 64H85V59H86V57L85 56H83V57H79L78 58ZM205 59V60H206ZM249 59H250V61H249ZM257 59V58H256ZM255 59V60H256ZM262 59V58H261ZM65 60H67V61H69V63H67L66 64V61ZM206 60V61H207ZM238 60V59H237ZM171 61V62H170ZM180 61H182V62H180ZM262 61H264V59L262 60ZM71 62H74V64L72 65H70L69 66V64L71 63ZM223 62H225V61H223ZM227 62V61H226ZM241 62V61H240ZM252 63H255V64H257V66H256V70H258L259 69V67H260V65L257 63V62H255V61H251ZM247 63V64H246ZM144 64L142 65L143 67H144ZM173 64H174V62H173ZM205 64V63H204ZM231 64V63H230ZM254 64V65H255ZM86 65V64H85ZM99 65V64H98ZM200 67H198L197 69H199L198 70V72H200V73H202L203 72V68L201 67V62H200V64H198ZM227 65V64H226ZM232 65V64H231ZM263 65V64H262ZM43 66V65H42ZM101 66V69H100V73H102V74H104V75H108L110 78H112L113 77V72L112 71H108V68H107V66H102V65H100ZM111 66H112V64H111ZM138 66V67H137ZM192 66H190V67H192ZM210 66V65H209ZM230 66V65H229ZM41 67V66H40ZM249 67V66H248ZM254 67V66H253ZM264 67V66H263ZM15 68H16V66H15ZM50 68V67H49ZM95 68V67H94ZM112 68V67H111ZM45 69V68H44ZM84 69V68H83ZM226 69H227V67H226ZM230 69V68H229ZM81 70V69H80ZM184 70H186V69H184ZM184 70H183V72H184ZM196 69H194V71H195ZM232 70V69H231ZM231 70H228V71H231ZM254 70H255V68H254ZM11 71H14V72H18V70H11ZM41 71V70H40ZM71 71V72H70ZM169 71V70H168ZM177 71H179V70H177ZM202 71V72H201ZM250 71L251 70H249V71H247V79H245L246 77H244V76H242V73L241 72H239L238 73V79L240 78V77H243L242 78V80H243V82H241L240 84H238V82H235V80H234V78H235V76H233V73H232V81L230 80V78L228 79V80H230L231 81V84H229L228 85V87H227V90L226 91H224L223 89V91H220V92H216L217 93V95L220 97V100H218L213 94H212V96H214V97H210L211 99V103L212 104H216V102H218V101H220V102H225L226 101V99H228V96L231 94H233L232 92H233V90H234V87H235V83H237L238 84V86H240V90L239 89H236V91H239V93L240 92H242V93H245V94H248V92H249V90H250V83H252V84H256V85H259V86H261V84H260V82H259V77L258 76H256V75H261L259 72H257V71H255L254 73L253 72H251L250 73ZM19 72H21V71H19ZM30 72L31 71H29L28 73H29V75H27V80H25L24 82H22L23 83V85L22 86H24V84L26 83L27 84V81L28 80H30V79H32V80H35V79H37V80H39V76L38 77H33V78H29V76H30ZM57 72V71H56ZM195 72H197V71H195ZM207 72V71H206ZM236 72V71H235ZM234 72V73H235ZM58 73H60V71H58L57 73H55L56 74V76L58 75ZM90 73V74H89ZM164 73V72H163ZM199 73V74H200ZM227 73V72H226ZM228 73H230V72H228ZM245 73V72H244ZM21 74V73H20ZM52 74V73H51ZM66 74H65V77H66ZM154 74V73H153ZM156 74H158V73H156ZM156 74H154L155 76H156ZM167 74V73H166ZM182 74V73H181ZM188 74V73H187ZM196 74V73H195ZM17 75V74H16ZM19 75V74H18ZM17 75V76H18ZM36 75V74H35ZM162 75V74H161ZM177 74H176V72H175V69H174V71H173V73H171L169 76H165V77H161V78H157L158 80L156 81L155 80V82L154 83H151V88L149 89V92L152 94V93H157L158 91H160L161 93H163V94H165V96H167L168 98H170L174 93H173V88H175V85L178 83V80L180 79L179 77L181 76V75H179V77H177L176 76ZM197 75V74H196ZM202 75H204V74H202ZM235 75V74H234ZM34 76V75H33ZM48 76V75H47ZM98 76H99V74H98ZM154 76V77H155ZM191 76H193V74L191 75ZM228 76H229V74H228ZM231 76V75H230ZM262 76V75H261ZM15 77V76H14ZM20 77H21V75H20ZM42 77H45V76H42ZM41 77V78H42ZM90 77H91V75H90ZM103 76H101V80H100V83L102 82H105V78L103 79L102 78ZM105 77V76H104ZM114 77H115V75H114ZM152 77V76H151ZM182 77H184V74H183V76ZM203 77V76H202ZM264 77V76H263ZM262 77V78H263ZM48 78V77H47ZM261 78V79H262ZM15 79V78H14ZM43 79V78H42ZM46 79V78H45ZM53 79V78H52ZM51 79V80H52ZM191 79H193L192 77H191ZM260 79V80H261ZM18 80V79H17ZM32 80H30V81H32ZM148 80V79H147ZM197 80V79H196ZM240 80H241V78H240ZM264 80V79H263ZM53 81V80H52ZM99 81V80H98ZM224 81V80H223ZM239 81V80H238ZM36 82V81H35ZM65 82V81H64ZM191 82H193V81H189V84L191 83ZM229 82V81H228ZM227 82V83H228ZM31 83V82H30ZM17 84V83H16ZM45 84V83H44ZM48 84V83H47ZM63 84H66V83H63ZM62 84V86H64ZM74 84H76V86L74 85ZM104 84V83H103ZM18 85V84H17ZM53 85V84H52ZM73 86H75V87H73ZM26 87V86H25ZM33 87H34V85H33ZM68 87V86H67ZM223 87H225V84H224V86ZM35 88V87H34ZM45 88V87H44ZM48 87H46L45 88V90L47 89ZM78 88V87H77ZM156 90H158V91H156ZM176 90H180V89H176ZM263 90H264V86H263ZM44 91V90H43ZM62 91H64V90H62ZM61 91V92H62ZM183 91V90H182ZM207 91V90H206ZM68 92V93H67ZM196 92H198L197 90H196ZM23 93V92H22ZM43 93V92H42ZM41 93V94H42ZM173 93V94H172ZM215 93V94H216ZM241 93V94H242ZM62 94V93H61ZM221 94V95H220ZM38 95V94H37ZM43 95V94H42ZM132 95H133V93H132ZM159 95H160V93H159ZM230 95V96H231ZM71 96V97H70ZM162 96V95H161ZM31 97V98H30ZM29 98L30 99H32L33 97L32 96H30ZM150 97H154V96H150L149 95V98ZM163 97V96H162ZM194 97H196V95H194ZM218 97V98H219ZM16 98V97H15ZM165 98V97H164ZM206 98V97H205ZM257 98L259 99V95L257 94ZM10 99V98H9ZM17 99V98H16ZM15 99V100H16ZM23 99V98H22ZM148 99V98H147ZM209 99V98H208ZM19 100V99H18ZM153 100V99H152ZM218 100V101H217ZM263 100V99H262ZM25 101H26V99H25ZM194 101V100H193ZM10 102V101H9ZM149 102V101H148ZM231 103H227L228 104V106H229V108L230 107H234V109L237 107V104L236 103H234V102H232V101H230ZM247 102H249V104L247 105ZM253 102V101H252ZM251 102V100H248L247 99V101L244 99L243 100V102H242V104H245L246 106H247V110H248V108H252V110H248L249 112H251L250 113V115H252L253 117H251L249 114H247V112L245 113V109H240L241 110V112H240V115H241V118L239 119L240 121H239V124H240V126L241 125H243L244 127H245V125H247L246 127H247V129H246V127H245V131L247 132V134L246 135H241V139H243L244 138V136L245 137H247V140H248V138L249 137H254V136H256V135H260V134H262L259 138H260V140H259V142H255V144L256 145H263L262 143H264V139H263V135H264V113L262 114V115H258V113H256V107L253 105V103ZM8 103V102H7ZM19 103H20V101H19ZM22 103V102H21ZM25 103V102H24ZM53 103V104H52ZM68 104V105H67ZM125 104V103H124ZM10 105H12V104H10ZM20 105V104H19ZM22 105H23V103L21 104V107H22ZM25 105H26V103H25ZM24 105V106H25ZM46 105H44V106H46ZM87 105V104H86ZM239 105V104H238ZM16 106H18V105H16ZM15 106V107H16ZM23 106V107H24ZM43 106V107H44ZM58 106V105H57ZM95 106V105H94ZM196 106V105H195ZM9 107V106H8ZM40 107V106H39ZM66 107H67V109L68 110H66ZM152 107V106H151ZM241 107H242V105H241ZM53 108H56V107H53ZM98 108V107H97ZM103 108V107H102ZM204 108H206V107H204ZM240 108V107H239ZM258 108V107H257ZM45 109V110H44ZM40 110V109H39ZM54 110V109H53ZM61 110V109H60ZM61 110V111H62ZM101 110V106L99 107V109H97V111H100ZM205 111V110H204ZM223 111V110H222ZM60 112V111H59ZM203 112V111H202ZM220 112V111H219ZM225 112V111H224ZM263 112V111H262ZM42 113V114H41ZM64 114V113H63ZM69 114V113H68ZM195 113H193L192 115H194ZM199 114V113H198ZM201 114V113H200ZM199 114V115H200ZM247 114V115H246ZM18 115H20V116H18ZM217 115V114H216ZM220 115V114H219ZM57 116V117H56ZM65 116V115H64ZM72 116V115H71ZM218 116V115H217ZM216 116V117H217ZM44 117V116H43ZM114 117V116H113ZM193 117V116H192ZM210 117V116H209ZM255 117V118H254ZM66 118H67V116H66ZM184 118H186V117H184ZM226 119V118H228V122H229V129H230V127H231V129H233V130H231L232 132L234 131V129H237V128H234V127H236V125H234V124H236V123H234L233 124V122L235 121L234 120V118L233 117H230V116H228V114L225 112V117L223 116V119ZM70 119V118H69ZM94 119V118H93ZM111 119V118H110ZM113 119V118H112ZM68 120V119H67ZM122 120V119H121ZM198 120V119H197ZM244 120V122L242 123V121ZM62 121V120H61ZM65 121V120H64ZM112 121V120H111ZM115 121V120H114ZM118 121H120V120H118ZM123 121V120H122ZM211 121V120H210ZM13 122V121H12ZM58 122V121H57ZM68 122H69V120H68ZM109 122V121H108ZM175 122V121H174ZM26 123V122H25ZM66 123H67V121H66ZM12 124V123H11ZM114 123H112L111 124V126L113 125ZM122 124V123H121ZM124 124V123H123ZM131 124V123H130ZM181 124V123H180ZM224 124V123H223ZM238 123H237V125H239ZM18 125V124H17ZM25 125V124H24ZM106 125V124H105ZM109 124L107 123V126H108ZM222 125V124H221ZM232 125H234V126H232ZM23 126V125H22ZM52 126V125H51ZM65 126V125H64ZM116 126V125H115ZM118 126V125H117ZM121 126V125H120ZM120 126H118L119 128H120ZM29 127V126H28ZM113 127V126H112ZM122 127H123V125H122ZM125 127V126H124ZM223 127V126H222ZM23 128V127H22ZM55 128V127H54ZM53 128V129H54ZM107 128V127H106ZM114 128V127H113ZM130 128V127H129ZM132 128V127H131ZM172 128V127H171ZM224 128H226V126L224 127ZM11 129V128H10ZM18 129L19 130H21V125L18 127ZM35 129H36V127H35ZM115 129H116V127H115ZM122 129V128H121ZM126 129V128H125ZM125 129H123V130H125ZM177 129V128H176ZM227 129H228V127H227ZM56 130V128L54 129V131ZM71 130V129H70ZM107 130V129H106ZM144 130V129H143ZM151 131V130H150ZM154 131V130H153ZM152 131V132H153ZM179 131H180V128H179ZM230 131V130H229ZM244 131V132H245ZM49 132V131H48ZM70 132H72V131H70ZM124 132V131H123ZM2 133V132H1ZM10 133V132H9ZM20 133V132H19ZM56 133H58V132H56ZM128 133H130V132H128ZM142 133V132H141ZM154 133H155V131H154ZM207 133H208V131H207ZM228 133H230V132H228ZM31 134V133H30ZM54 134H55V132H54ZM132 134V133H131ZM213 134V133H212ZM232 133H230V135H231ZM0 135H2V134H0ZM18 135V134H17ZM51 135V134H50ZM57 135V134H56ZM62 135V134H61ZM63 135H64V133H63ZM130 135V134H129ZM128 135V136H129ZM149 135V134H148ZM214 135V134H213ZM229 135V136H230ZM233 135V134H232ZM15 136V135H14ZM34 136V135H33ZM37 136V135H36ZM46 136H49V135H46ZM59 136H60V134H59ZM133 136V135H132ZM142 136V135H141ZM153 136V135H152ZM151 136V138H153ZM185 136V135H184ZM2 138H3V136H1ZM12 137V136H11ZM10 137V138H11ZM20 137V136H19ZM41 137V136H40ZM44 137V136H43ZM126 137V136H125ZM149 137V136H148ZM192 137V136H191ZM215 137V136H214ZM33 138H35V137H33ZM59 138H61V137H59ZM66 138V139H65ZM64 138V140H66L67 141V136ZM71 138V137H70ZM127 138V137H126ZM133 138V137H132ZM136 138V137H135ZM139 138V137H138ZM143 138H145L144 136H143ZM150 138V137H149ZM12 139H15V138H12ZM17 139V138H16ZM20 139V138H19ZM27 139H29V138H27ZM52 139V138H51ZM55 139V138H54ZM57 139V138H56ZM123 139V138H122ZM129 139H131V137L129 138ZM146 139V138H145ZM144 139V140H145ZM251 139V138H250ZM249 139V140H250ZM2 140V139H1ZM4 140V139H3ZM7 140V139H6ZM24 140V139H23ZM48 140V139H47ZM46 140V141H47ZM72 139H70V141H71ZM124 140V139H123ZM127 140V139H126ZM125 140V141H126ZM141 140H143V139H141ZM140 140V141H141ZM143 140V141H144ZM152 140V139H151ZM151 140H149V141H151ZM234 140V139H233ZM233 140H231L230 139V141H233ZM49 141V140H48ZM82 141V140H81ZM131 141H132V139H131ZM189 141V140H188ZM251 141H253L252 139H251ZM20 142V141H19ZM60 142V141H59ZM132 142H135V140L134 141H132ZM147 142H148V140H147ZM155 142V141H154ZM18 143V142H17ZM57 143V142H56ZM68 143V142H67ZM73 143V142H72ZM76 143V145H75V147H79V149L80 148H83V150H88V148H89V150H91L92 149V147H88L87 146V144L86 143H83V144H81V142H75ZM109 143V142H108ZM122 143V142H121ZM136 143V142H135ZM187 143H189V142H187ZM221 143V142H220ZM232 143V142H231ZM61 144H63V143H61ZM74 144V143H73ZM143 144V143H142ZM151 144H153V143H151ZM194 144V143H193ZM218 144V143H217ZM1 145H3V144H1ZM0 145V146H1ZM22 145V143L20 142V143H18L17 145L14 143V144H12V145H10V147H9V145L7 146V147H9V149H8V151H10L9 152V154H8V157L7 158H9L10 159V163H9V165L7 166V167H0V180L2 179H4V181L2 182V184L0 185V189H1V191H0V195L2 194V196L0 197V200L2 201V200H6V201H4V202H6V203H4V202H0V237H2V236H13V235H19V237L18 238H15L16 240H18V242H19V245H21V246H23V249H24V253L27 255H25V256H22L23 254L22 253H18V251H17V245H12V246H10L9 247V249L11 250V254H12V256H10V260L11 261H14V263H12V264H78L77 262H72L71 260L69 261V260H66V259H64V260H62V259H60V255H61V252L62 251H64L65 249H66V247H68L67 245H69V244H67V245H64V242H78L79 244H78V246H79V248L78 249H81V250H83L84 252H86V255L87 254H89V255H92V251L91 250H95L96 252H100L101 253V255H102V262H106V264H111V260H110V256L112 255V253L110 252V250L108 249V247L112 244V243H110V244H106V242L107 241H101L102 243H103V245L102 246H100V245H98V244H95L94 246L92 245H89L88 244V240H84L85 238H81V239H83V240H80V239H78L77 237L78 236H76V234H75V230L76 229H83V231H84V233H83V236L86 234V233H89V232H92L93 230L92 229H90L89 228V226H86L83 222H82V220H87V221H89V223H93L94 225H96L95 227H97V226H102L103 227V231H98V230H95V231H93V232H95V233H97L98 235H100V236H106V235H104V233L106 232V231H112L113 233H117V232H120V233H123V234H126V233H134V232H139V233H142V232H146V233H153V232H155V230H153V229H160V227L159 226H156V224L158 223V222H161V223H164V222H167L168 223V228H170V227H174L173 229H177V227H176V225H173V223L172 222H176V220H179V221H182V219H178V218H173L172 217V212L169 210V208H167V205H170L171 206V204L174 202V200L176 199V200H178L179 202H181L182 203V201H183V199L185 200V195H182L183 193L182 192H180L181 190L182 191H184V189H186V191H185V193H188V194H192L193 196L194 195H198V196H201L200 198L198 197V199H195V201H193V204H190V205H194V207H199V206H207V207H215V209H217V208H223V207H225V208H232L233 209V207H237V208H242L243 207V205H245L246 204V206L248 205L249 207H250V205L248 204L250 201H253L254 202V200H255V202L256 203H258L261 207H262V203H261V200H263L264 199V188H263V186L261 185V183L260 184H257L256 186L254 185V187H253V189L254 190H252V192L250 193V192H248V195H247V193H245V186L243 187V188H239V189H243V190H239V192L237 193H234V195L236 196V197H232V196H234V195H232L231 193H230V191H229V193L227 192V193H225V191H224V189H223V191H222V189L220 190L221 192H220V194L219 193H217L218 192V189H219V186L221 185V182L223 183V182H226L225 181V179H224V177L223 178H220V179H217V174H215L214 176H213V174L212 173H214V172H212V173H210V171H211V169H212V167H211V163L213 162V160H209V161H211V162H209L207 159L209 158V157H207V156H204V155H202L201 157H199V161H201V160H203V164L201 165L199 162L197 163V165H201V167L199 166V169H197V173L195 174L194 173V175H193V173L191 174L193 177H191L187 182H183L182 184V186L179 188L180 189V191L179 190H177V191H179V193H180V195L179 196H177V197H173V196H175V195H166L167 197H166V201H162V200H160V206H156L155 208H153L155 205H153L152 204V202L150 203V200H151V196H153L152 195V193H155V196H156V193H158L159 194V192H153V191H155V190H153V186H152V189H150V190H153L152 191V193L149 195H146V191H144V190H146V189H149V188H146L145 189V187H142L143 185L145 186V184H149V183H147V182H150V181H146L145 179H151L152 178V181L153 182H156L155 180L156 179H153L155 176L153 175V174H151V176L150 177H148V178H142V180L140 181V183H136L135 181V179L133 180V178L134 177H128V179L127 180H123L122 179V177L121 178H118V176H120V173L117 171V166H119L120 167V162H119V159L117 158V156L115 155V153L113 152V148L111 147L112 146V144H111V146L109 145V144H107V143H103V144H101V148L102 149H100V151L101 150H104L105 149V151L107 150V152H108V156L110 157V158H114V159H116V160H114V161H112V162H110V164L108 163V166L106 167V165H105V168H101V170L100 171H98V172H96V173H92V174H94L92 177H90L89 178V180L88 181H85L84 183H83V185H80V183H78L77 185L75 184L76 183V174L74 173V172H76V171H74V164H73V162H74V160H75V158H73L74 156H73V149L72 148H69V147H63L61 150H59V152H58V154H55V153H53L52 152V148H49V147H51V146H49V147H45V146H42V145H39L38 147H37V149H36V151L34 150V151H32L31 153L30 152H26V151H24V149H23V147L21 146ZM31 145V144H30ZM52 145L54 146V144L52 143ZM67 145H69V144H67ZM105 145V146H104ZM116 144H114V146H115ZM133 145V144H132ZM135 145V144H134ZM150 145V144H149ZM95 146V145H94ZM120 146H121V144H120ZM131 146V145H130ZM189 146H191V144H189ZM211 146V145H210ZM2 147V146H1ZM1 147H0V149H1ZM3 147H5V146H3ZM58 147V146H57ZM128 147H129V145H128ZM141 147V146H140ZM151 147V146H150ZM149 147V148H150ZM173 147V146H172ZM192 147V146H191ZM194 147V146H193ZM192 147V148H193ZM218 147V146H217ZM260 147V146H259ZM263 147V146H262ZM112 148V149H111ZM117 148V147H116ZM132 148V147H131ZM130 148V149H131ZM142 148V147H141ZM145 148L147 149V146L145 145ZM199 148V147H198ZM198 148L196 147V149L198 150ZM202 148V147H201ZM6 149V148H5ZM22 149H23V151H22ZM157 149V148H156ZM194 149V148H193ZM214 149H217L216 147L214 148ZM4 150V149H3ZM99 150V149H98ZM127 150V149H126ZM220 148L218 149V154L220 155ZM6 151V150H5ZM28 151V150H27ZM117 151V150H116ZM139 151V150H138ZM144 151V150H143ZM187 151V150H186ZM199 151H201V150H199ZM217 151V150H216ZM82 152V151H81ZM102 152V151H101ZM104 152V151H103ZM142 152V151H141ZM159 151H157V153H158ZM197 152V151H196ZM195 152V153H196ZM2 153H3V151H2ZM118 153L120 154V152L118 151ZM145 153V152H144ZM204 153H205V151H204ZM207 153V152H206ZM83 154V153H82ZM106 154V153H105ZM150 154V153H149ZM202 154V153H201ZM200 154V155H201ZM86 155V154H85ZM148 155V154H147ZM147 155H146V158H147ZM188 155V154H187ZM192 155V154H191ZM191 155H188V156H191ZM196 155V154H195ZM1 156H3V155H1ZM78 156V155H77ZM92 156V155H91ZM139 156V155H138ZM145 156V155H144ZM149 156V155H148ZM199 156V155H198ZM83 157H84V155H83ZM86 157V156H85ZM197 157V156H196ZM195 157V158H196ZM80 158V157H79ZM100 158V157H99ZM125 158V157H124ZM134 158V157H133ZM145 158V157H144ZM131 159V158H130ZM150 159V158H149ZM148 159V160H149ZM6 160L7 159H5V160H3V161H0V166L3 164V163H5L6 164ZM37 160H39L40 162H39V164L38 165H36L35 163L37 162ZM77 160V159H76ZM124 160V159H123ZM132 160H135V159H132ZM205 160H207L206 161V163H204V161ZM100 161V160H99ZM122 161V160H121ZM146 161H147V159H146ZM146 161H142L143 163H144V165H145V163H146ZM150 161V160H149ZM76 162V161H75ZM78 162V161H77ZM76 162V163H77ZM84 162H86V161H84ZM87 162H88V160H87ZM92 162V161H91ZM97 162V161H96ZM131 162H133V161H131ZM131 162H130V160H129V164L127 165L128 166V168H129V172L128 173H131L129 176H131L132 175V172L136 169V170H139L138 169V167L139 166H137V168L133 165V164H131ZM136 162V161H135ZM197 162V161H196ZM123 163V162H122ZM137 163H139V160H137V162H136V164ZM148 163V162H147ZM149 163H151V162H149ZM80 164V163H79ZM78 164V165H79ZM87 164V163H86ZM91 164V163H90ZM89 164V165H90ZM93 164V163H92ZM153 164V163H152ZM117 165V166H116ZM140 165V164H139ZM149 165V164H148ZM151 165V164H150ZM157 165V164H156ZM3 166V165H2ZM127 166H126V169H127ZM194 165H188V167L189 168H191V167H193ZM203 166L205 167V168H203ZM221 166V165H220ZM219 166V167H220ZM81 167V165H79V167L77 168L78 170H79V168ZM99 167H101V166H99ZM118 167V168H119ZM159 167V166H158ZM218 167V168H219ZM83 168V167H82ZM121 168H123V167H121ZM140 168V167H139ZM188 168V169H189ZM89 169V168H88ZM87 169V170H88ZM125 169V167H124V171H128V170H126ZM141 169V168H140ZM145 170H147L146 168H144ZM149 169V168H148ZM187 169V168H186ZM220 169V168H219ZM77 170V171H78ZM83 170V169H82ZM86 170V171H87ZM123 170V169H122ZM151 169H149V171H150ZM196 170V169H195ZM92 171V170H91ZM144 171V170H143ZM179 171V170H178ZM219 171V170H218ZM229 171V170H228ZM139 172H140V170H139ZM144 172H146V171H144ZM150 172H152V171H150ZM149 172V173H150ZM30 174V173H33V174H35L34 176H36V177H32V179L33 178H35V179H37L38 181H41V183L43 182V185H42V187L41 186H39V187H37L36 185H32V186H35V187H37V188H34L33 187V189H29L30 188V186H29V188H28V190H27V192H22V197H24L23 198V200L25 199V201H26V203H25V201L23 202L22 200V205L20 204V203H18V198L17 197H14V195L15 194H17L18 192H20V190H21V188L19 187V185L21 186L23 183H21L22 181H19V183H18V179H22V177L24 178V177H27V175L26 174ZM77 173V172H76ZM81 173V172H80ZM135 173H137V171H135ZM155 173H156V171H155ZM179 173V175H181V172L179 171L178 172ZM183 173V172H182ZM187 173H188V170H187ZM216 173H217V171H216ZM148 174V173H147ZM243 174V173H242ZM245 174V173H244ZM260 174V173H259ZM81 175V174H80ZM123 175H127L126 173L124 174H122V176ZM210 175V176H209ZM229 175V174H228ZM246 175V174H245ZM244 175V176H245ZM264 176V175H263ZM125 177V176H124ZM197 177H199V178H197ZM259 177H261V176H259ZM43 178H44V180H43ZM117 178H118V181H117ZM129 178H131V180H129ZM137 178V177H136ZM174 178V177H173ZM262 178V177H261ZM17 179V180H16ZM48 179H50L51 181H52V179H54V181L49 185V183L48 182H50V181H48ZM239 179V178H238ZM34 180V179H33ZM123 181L124 182V185H126V187H127V189L125 190V191H123V192H119V190H118V183L120 182V181ZM170 180V179H169ZM168 180V181H169ZM172 180V179H171ZM205 180H208V182L206 183V184H204L203 183V181H205ZM231 180V179H230ZM241 180V179H240ZM239 180V181H240ZM160 181V180H159ZM167 181V182H168ZM228 181H229V179H228ZM235 181V180H234ZM242 181V180H241ZM240 181V182H241ZM262 181V180H261ZM166 182V181H165ZM165 182H163V183H165ZM191 182V183H190ZM31 183H32V181H31ZM169 183V182H168ZM245 182L243 181V184H244ZM250 183V182H249ZM254 183V182H253ZM39 184V183H38ZM82 184V183H81ZM153 184V183H152ZM151 184V185H152ZM181 184V183H180ZM205 185V186H202V185ZM263 184V183H262ZM62 185H63V191H62V194H64V192L65 191H67V194H64L65 195V200H62V201H58V204H56L55 205V202H53V203H51V201H50V199L51 198H54L55 196H58V195H56L57 193H59V192H53L54 191V189H56L57 191H58V189L60 188V186L62 187ZM80 185V186H79ZM156 185V184H155ZM177 185H179V184H177ZM176 185V186H177ZM239 184H237V186H238ZM250 185H252V182H251V184ZM158 185H156V187H157ZM225 186V185H224ZM59 187V188H58ZM149 187V186H148ZM155 187V186H154ZM162 188H164L163 187V185L161 186ZM160 187V189H162ZM167 187H168V184H167ZM166 187V188H167ZM172 187V186H171ZM240 187V186H239ZM94 189V190H96L97 192L94 194L93 192H92V190L91 189ZM144 188V189H143ZM225 188V187H224ZM26 189V188H25ZM61 189V190H62ZM156 189V188H155ZM237 189V188H236ZM257 189H259V191H257ZM225 190H227V189H225ZM231 190H233V189H231ZM235 190V189H234ZM247 190V189H246ZM105 191H108L107 193H108V195H107V197H106V199H105V196L106 195H104L105 194ZM158 191H159V189H158ZM38 192V193H37ZM150 192V191H149ZM163 192H165V191H163ZM174 192H175V190H174ZM76 193H82L81 194V196L82 195H84L85 193H86V198H88L87 200H85V201H89V202H91V203H94V202H98L99 204H102L103 202L104 203H106L108 206H109V210H107V211H103V212H101V210L100 209H97L96 211H94V212H87L86 210H83V209H75V210H73V211H71V209L73 208L72 207V205L74 204V201H73V197H74V195L76 194ZM169 193V192H168ZM177 193V192H176ZM182 193V194H181ZM92 194V195H91ZM187 194V195H188ZM189 195V196H190ZM184 196V197H183ZM247 196H249V198H250V200H249V202L247 203V199L248 198H246V199H243V200H241V198H244V197H247ZM21 197V196H20ZM153 198H155V197H153ZM158 198V197H157ZM162 198V197H161ZM193 197H191V199H192ZM105 199V200H104ZM191 199H188V200H191ZM157 200V199H156ZM181 200V201H180ZM178 201H177V203H178ZM199 201H201V202H199ZM7 202H9V206H12L13 204H15V205H19V206H22V212H21V216H19V214H16V213H14V212H12V211H10V208H7L5 205H7ZM84 202V201H83ZM158 202V201H157ZM185 202H186V200H185ZM191 202V201H190ZM24 204V205H23ZM41 204V205H40ZM154 204H155V202H154ZM180 204V203H179ZM257 204V206H259ZM177 205V204H176ZM186 205V204H185ZM184 205V206H185ZM253 205V204H252ZM136 206V207H135ZM169 206V207H170ZM221 206V207H220ZM245 206V207H246ZM247 206V207H248ZM257 206H256V208H257ZM135 207V208H134ZM175 207H177L176 209H179L178 208V206H175ZM180 207H182L181 205H180ZM212 207V208H213ZM7 208V209H6ZM134 208V209H133ZM258 208H260V207H258ZM257 208V209H258ZM27 209H28V211H30L31 213H34V214H36V216L35 217H33V216H27V213H26V211H27ZM214 209V208H213ZM214 209V210H215ZM244 209H246V208H244ZM160 210H164V211H166V213H161L160 212ZM180 210H181V208H180ZM218 210V209H217ZM223 210V209H222ZM210 211V210H209ZM170 212H171V214H170ZM214 213V212H213ZM234 213V212H233ZM178 214V213H177ZM10 216H12V217H10ZM77 216V217H76ZM168 216V217H167ZM184 217V216H183ZM182 217V218H183ZM42 218V219H41ZM104 218H108V219H104ZM181 218V217H180ZM18 219L19 220H21V221H23V225L21 224V223H18ZM43 219L44 220H52V219H56L57 220V222L53 225V226H55V229L56 230H50V226L49 225H47V224H45V222L43 221ZM183 220H185V219H183ZM230 220H232V219H230ZM11 222H16V224H17V227H16V229L15 230H11L12 231V233L13 234H9L8 232L10 231V229H11V227L9 226V223H11ZM26 222V223H25ZM185 222V221H184ZM34 223H35V225H34ZM54 223V222H53ZM172 223V224H171ZM171 224V225H170ZM179 224V223H178ZM231 224V223H230ZM36 226V230H34V226ZM84 225V226H83ZM158 225H159V223H158ZM180 225V224H179ZM181 225H183V223L181 224ZM233 225V224H232ZM235 225V224H234ZM52 226V227H53ZM46 227V228H45ZM26 228V229H25ZM59 228L63 231L62 233H64V234H62L61 232V234L63 235V237H64V241H62L61 240V236L62 235H60L57 231L59 230ZM162 228H164V227H162ZM218 228V227H217ZM220 228V227H219ZM232 228V227H231ZM13 229V228H12ZM100 229H102V228H100ZM45 230H47L46 231V234L44 233V231ZM169 230V229H168ZM178 230V229H177ZM180 230V229H179ZM76 231H78V230H76ZM157 231V230H156ZM159 231V230H158ZM167 231V230H166ZM165 231V232H166ZM171 231V230H170ZM210 231V230H209ZM163 232V231H162ZM172 232H173V230H172ZM198 232H200V231H198ZM43 233H44V235H48V240L45 242V241H43L44 240V235H43ZM171 233V232H170ZM211 233V232H210ZM221 233V232H220ZM79 234V233H78ZM106 234V233H105ZM158 234V233H157ZM196 234V233H195ZM160 235H161V233H160ZM160 235L158 236V237H160ZM166 234H164V236H165ZM177 236H181L179 233H177L176 234ZM30 236H33L34 238H37V239H39V241H41V242H39V243H37L36 244V242L34 243V244H32V245H34V247H33V249H31L30 248V246H28L27 245V242L30 240L29 238H30ZM146 236V235H145ZM144 236V237H145ZM162 236H163V234H162ZM167 236V235H166ZM173 236V235H172ZM182 236H184V233H183V235ZM32 237V238H33ZM46 237V236H45ZM108 237V236H107ZM120 237V236H119ZM148 237V236H147ZM169 237H170V235H169ZM23 238V239H22ZM33 238V239H34ZM99 238V237H98ZM101 238V237H100ZM156 238V237H155ZM160 238H162V237H160ZM103 239V238H102ZM110 239V238H109ZM171 239V238H170ZM15 240V241H16ZM55 240L56 241H58L59 242V244H60V246L58 247V249H57V247H56V245H55ZM106 240V239H105ZM136 240V239H135ZM138 240V239H137ZM140 240V239H139ZM113 241V240H112ZM141 241V240H140ZM140 241H138V242H140ZM183 241V240H182ZM17 242V241H16ZM117 242V241H116ZM115 242V243H116ZM127 242V246H130V248H131V254H133V252H134V248H133V246H132V242L131 241H126ZM136 242V241H135ZM135 242H133V243H135ZM212 242V241H211ZM210 242V243H211ZM109 243V242H108ZM175 243H176V241H175ZM177 243H178V241H177ZM176 243V244H177ZM5 244V243H4ZM91 244V243H90ZM174 244V243H173ZM208 244V243H207ZM30 245V244H29ZM36 245H37V247L38 248H36ZM113 245V244H112ZM111 245V246H112ZM115 245V244H114ZM113 245V246H114ZM21 246H19V248L21 247ZM110 246V247H111ZM137 246V245H136ZM41 247H43V248H41ZM52 247V249L51 250H53L54 252H56V254L55 253H53L54 254V256H51V255H49V253H46V251L44 252L42 249H44V248H48L49 250H50V248ZM116 247V246H115ZM165 247V246H164ZM18 248V249H19ZM176 248V247H175ZM216 248V247H215ZM85 249V250H84ZM118 249V248H117ZM136 249V248H135ZM143 249V248H142ZM201 249V248H200ZM213 249H214V247H213ZM212 249V250H213ZM45 250V249H44ZM47 250V249H46ZM48 250V251H49ZM130 250V249H129ZM52 251V252H53ZM121 251H122V249H121ZM204 251V250H203ZM211 251V250H210ZM218 251V250H217ZM51 252V251H50ZM118 252H120V251H118ZM211 252H213L214 253V251H211ZM114 253V252H113ZM116 253V252H115ZM122 253V252H121ZM120 253V254H121ZM126 253V252H125ZM212 253V254H213ZM52 254V253H51ZM52 254V255H53ZM130 254V253H129ZM85 255V256H86ZM56 256V257H55ZM88 256V255H87ZM122 256H124V258H125V260L123 259V261H127L128 260V256L127 257H125V254L124 253H122ZM18 257V258H17ZM23 257V259H21ZM90 257V256H89ZM117 257H118V255H117ZM186 257V256H185ZM26 258V260L24 261V259ZM55 258H57L58 259V261L55 263H53V260L55 259ZM82 258H84V257H82ZM108 258V259H107ZM3 258H0V263H4V259L2 260ZM29 259V260H28ZM80 259V258H79ZM83 260H86V259H83ZM82 260V261H83ZM8 261V260H7ZM93 261V263L92 264H96L97 262L99 263V260H97V259H95V260H92ZM120 261V260H119ZM128 261H131V262H133L134 264H142V262H138L137 260H135V258H133V259H131V260H128ZM127 261V262H128ZM6 262V261H5ZM9 262V261H8ZM97 263V264H98ZM113 263V262H112ZM130 263V262H129ZM80 264V263H79ZM82 264V263H81ZM84 264H85V262H84ZM115 264H123V262L121 261L120 263H115ZM127 264V263H126Z\"/></svg>",
    "mask_w": 264,
    "mask_h": 264
},
{
    "label": "water",
    "instance_id": "3",
    "mask_svg": "<svg viewBox=\"0 0 264 264\" xmlns=\"http://www.w3.org/2000/svg\"><path fill=\"white\" fill-rule=\"evenodd\" d=\"M263 34H264V31H263Z\"/></svg>",
    "mask_w": 264,
    "mask_h": 264
}]
</instances>
